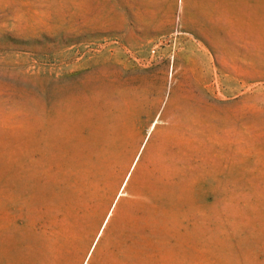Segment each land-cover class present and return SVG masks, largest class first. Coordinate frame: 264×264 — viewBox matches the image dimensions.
I'll use <instances>...</instances> for the list:
<instances>
[{"label":"rangeland","instance_id":"obj_1","mask_svg":"<svg viewBox=\"0 0 264 264\" xmlns=\"http://www.w3.org/2000/svg\"><path fill=\"white\" fill-rule=\"evenodd\" d=\"M0 264H264V0H0Z\"/></svg>","mask_w":264,"mask_h":264}]
</instances>
